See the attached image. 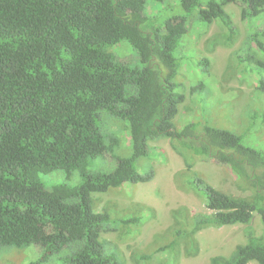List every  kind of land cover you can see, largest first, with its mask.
I'll return each instance as SVG.
<instances>
[{"label":"trees","instance_id":"obj_1","mask_svg":"<svg viewBox=\"0 0 264 264\" xmlns=\"http://www.w3.org/2000/svg\"><path fill=\"white\" fill-rule=\"evenodd\" d=\"M147 3L0 0L1 249L36 244L44 252L41 260H49L80 242L68 264H118L100 239L109 214L95 211L98 202L92 195L127 181L149 180L152 175L138 173L135 161L148 153L150 140L179 135L174 119L184 95L173 77L181 65L176 53L190 44L187 16L199 8L202 20H218L234 33L226 5L238 4L249 24L264 13V0H181L186 16L144 31ZM252 31L245 42L253 59L248 73L259 75L264 84V32ZM122 40L135 47L142 68L118 61L107 50ZM197 66L210 70V60L200 57ZM127 84L135 85V94L127 93ZM252 97L241 129L206 124L186 142L196 155L228 165L253 192L247 199L208 185L211 212L199 218L197 230L248 224L255 212L264 223V140L258 139L264 138V93L255 91ZM101 110L129 120L134 151L118 160L113 172L90 174L89 160L108 151L98 127ZM197 127L191 123L182 134L192 136ZM56 169L68 179L78 171L80 183L47 188L38 174ZM251 261L264 264V235L249 233L248 243L238 245L222 264Z\"/></svg>","mask_w":264,"mask_h":264},{"label":"rangeland","instance_id":"obj_2","mask_svg":"<svg viewBox=\"0 0 264 264\" xmlns=\"http://www.w3.org/2000/svg\"><path fill=\"white\" fill-rule=\"evenodd\" d=\"M225 9L235 25L234 33L218 20L210 23L202 20L199 8L187 16L192 28L190 44L176 53L181 65L173 77L177 91L184 95L174 119L179 135L150 140L148 153L135 161L138 173L152 177L127 181L92 195L98 202L95 211L109 214L100 239L105 252L113 255L118 264H222L238 245L248 243L249 233L264 235V223L258 212L248 224L196 229L199 218L211 212L207 208L208 185L237 197L253 196L252 190L228 165L196 155L186 143L195 140L206 124L241 129L252 94L260 90L264 93L260 76L248 73V63L253 59L245 47L252 29L264 32V13L258 23L249 24L242 18L238 4L230 3ZM144 13L147 17L141 24L144 31L159 28L167 18L186 16L181 0H148ZM260 39L264 41V36ZM107 50L132 68L144 66L128 40L108 45ZM200 57L210 60V70L203 71L197 66ZM166 71L163 67L165 74ZM258 86L260 90L256 89ZM126 89L129 95L136 93L134 84H127ZM191 123L198 126L195 134H182ZM98 127L108 151L90 159L87 171L111 173L118 160L133 154L130 122L109 110H101ZM258 139L264 140L262 135ZM38 175L47 188L65 181L78 185L81 181L78 171L69 179L63 169ZM80 245L73 242L51 254L49 260H41L44 252L36 244L23 249L0 248V264H68V256Z\"/></svg>","mask_w":264,"mask_h":264}]
</instances>
